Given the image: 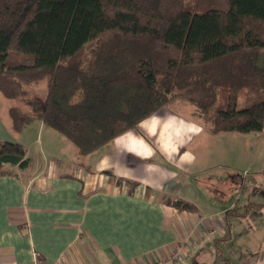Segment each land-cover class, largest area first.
<instances>
[{"label":"trees","instance_id":"1","mask_svg":"<svg viewBox=\"0 0 264 264\" xmlns=\"http://www.w3.org/2000/svg\"><path fill=\"white\" fill-rule=\"evenodd\" d=\"M0 93L11 131L38 119L79 156L176 101L211 134L264 132V0H0ZM29 163L0 140V168Z\"/></svg>","mask_w":264,"mask_h":264},{"label":"crops","instance_id":"2","mask_svg":"<svg viewBox=\"0 0 264 264\" xmlns=\"http://www.w3.org/2000/svg\"><path fill=\"white\" fill-rule=\"evenodd\" d=\"M8 105L0 98V140L24 145L8 127ZM169 109L76 161L70 146L59 155L41 145V157L27 155V167L0 168V264H144L176 244L182 256L173 264H214L217 250L232 243L238 255L230 252L229 264H264V196H245L237 206L241 193L222 209L210 208L207 196L179 177L194 163L180 146L192 145L203 128ZM37 122L41 133L45 126ZM232 133L213 135H239ZM231 207L237 216L226 214Z\"/></svg>","mask_w":264,"mask_h":264},{"label":"rangeland","instance_id":"3","mask_svg":"<svg viewBox=\"0 0 264 264\" xmlns=\"http://www.w3.org/2000/svg\"><path fill=\"white\" fill-rule=\"evenodd\" d=\"M0 98H3L7 103L12 102L1 93ZM244 100L245 92H242L238 98V108L243 106ZM221 107L223 106L220 104V101H216L210 107L209 116ZM169 110L184 113V116L196 121L203 128L202 134L194 139L192 145L181 144L180 146L183 151L187 150L194 156V163L190 167L183 168L179 172V177H184V180H188L190 186L196 189L200 196L206 195L207 198L204 197L203 199L206 204L209 203L210 208L216 207L222 209L226 205L234 203L241 193L242 195L237 206L243 204L245 196L248 197L249 195L253 197L257 192L260 196H264V132H234L232 134L239 135L222 138L220 136L223 135L215 136L208 131L209 119L202 121V119L192 117L191 113L194 112L192 105L176 101L170 105ZM140 127L141 125H138L136 129L134 128L133 132H136ZM13 133L18 137H22V141L28 149L27 155L32 159L41 157V153L39 152L41 145H44L47 149V145L56 147L59 155L65 150L71 149L75 161L77 159L78 153L76 152V148L64 136L61 137L62 135L50 127H43L40 133L37 119L32 120L22 131ZM48 134H53V140L48 139ZM201 136L207 138V141L202 142ZM223 145H231L234 148L233 150H223L218 147ZM68 146H70L69 149L67 148ZM201 146H203V152H200ZM239 146H241V151L237 149ZM158 156L159 154L155 153V158ZM81 158H84V155ZM52 162H56V160H52ZM237 176L240 177L239 182L236 180ZM204 189L210 191V197L208 193H203ZM261 199L262 196L259 201ZM224 245L220 247L224 251L217 250V253H224L214 258V264L224 262L223 259L230 252L234 258L238 255L235 251L237 249L236 244L233 245L232 243V246L230 244Z\"/></svg>","mask_w":264,"mask_h":264},{"label":"built area","instance_id":"4","mask_svg":"<svg viewBox=\"0 0 264 264\" xmlns=\"http://www.w3.org/2000/svg\"><path fill=\"white\" fill-rule=\"evenodd\" d=\"M182 252L181 247L176 244L169 254L163 252H156L147 262L144 264H173L181 259Z\"/></svg>","mask_w":264,"mask_h":264}]
</instances>
